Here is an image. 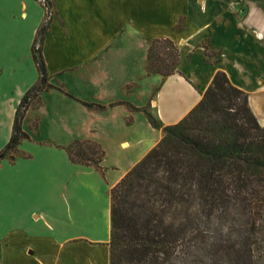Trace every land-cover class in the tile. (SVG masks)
Returning a JSON list of instances; mask_svg holds the SVG:
<instances>
[{"label":"crops","instance_id":"obj_1","mask_svg":"<svg viewBox=\"0 0 264 264\" xmlns=\"http://www.w3.org/2000/svg\"><path fill=\"white\" fill-rule=\"evenodd\" d=\"M49 2L41 49L51 87L23 112L28 137L15 158L0 160V264H110V189L163 136L143 109L176 123L221 70L264 126V0H73L66 10ZM67 10L84 11L94 30L73 54H64L78 33ZM43 24L39 0H0V150L40 82L32 46ZM162 37L180 55L167 76L146 68L150 41ZM86 139L104 150L100 168L69 158L66 147Z\"/></svg>","mask_w":264,"mask_h":264},{"label":"trees","instance_id":"obj_2","mask_svg":"<svg viewBox=\"0 0 264 264\" xmlns=\"http://www.w3.org/2000/svg\"><path fill=\"white\" fill-rule=\"evenodd\" d=\"M46 28L32 46L40 82L23 96L0 160L15 158L28 137L21 129L23 112L51 87L41 49ZM179 60L171 39L150 41L148 72L173 74ZM143 111L163 136L110 189V264H264V126L248 93L218 70L176 123L163 126ZM66 151L71 161L98 168L104 155L89 139L74 140Z\"/></svg>","mask_w":264,"mask_h":264},{"label":"rangeland","instance_id":"obj_3","mask_svg":"<svg viewBox=\"0 0 264 264\" xmlns=\"http://www.w3.org/2000/svg\"><path fill=\"white\" fill-rule=\"evenodd\" d=\"M39 1L44 10V24H46L47 21L49 20L47 19L46 16L50 14V17L52 18L54 16V12H53L52 6L48 3L49 0H45L44 3L41 2L42 0H39ZM58 1L61 5L62 10L65 9V7L68 8L69 2H73V0H58ZM46 5L51 7L49 14L48 12H46V8H45ZM64 14L66 18L68 19V26L71 32L75 33V28L78 30V33H75L77 37L76 40L73 39V40L67 41V39H65L66 45L64 47V54H73L74 53L73 50L75 47L80 45V47L83 49V47H85V41L89 42L90 37H92V33L94 32L93 24H90V20L88 18L89 16L84 11L78 14V13H73L67 10V11H64ZM51 22L52 20H50V26H51ZM55 32L57 33L56 26H55ZM82 44L84 45L82 46ZM204 46H205V53H206V56L208 57V60H216L218 58V54L212 53L206 44H204ZM198 57H199V53H196V58L198 59ZM34 100L35 99L31 100V102L33 103ZM14 154L16 155L17 152H15Z\"/></svg>","mask_w":264,"mask_h":264},{"label":"built area","instance_id":"obj_4","mask_svg":"<svg viewBox=\"0 0 264 264\" xmlns=\"http://www.w3.org/2000/svg\"><path fill=\"white\" fill-rule=\"evenodd\" d=\"M42 3H44L45 2V0H42L41 1ZM46 12H48V14L50 13V9H51V7L50 6H48V5H46ZM47 17V19H49V17H50V14L48 15V16H46Z\"/></svg>","mask_w":264,"mask_h":264}]
</instances>
